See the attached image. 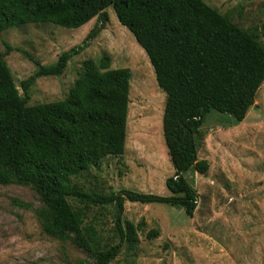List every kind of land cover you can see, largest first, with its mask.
<instances>
[{
    "label": "trees",
    "instance_id": "16d2710c",
    "mask_svg": "<svg viewBox=\"0 0 264 264\" xmlns=\"http://www.w3.org/2000/svg\"><path fill=\"white\" fill-rule=\"evenodd\" d=\"M109 7L148 55L167 95L163 128L175 168L166 181L170 196L127 188L102 194L74 182L106 157L125 152L129 68H111L109 55L85 59L65 98L30 103L38 78L62 76L70 59L105 28ZM94 18L97 22L83 45L64 51L53 64H43L22 50L36 66L20 83L23 93L5 59L15 48L7 44L6 52L0 50V185L33 188L44 204L37 215L45 232L63 242L74 241L94 256L96 264H110L125 243L139 241L137 226L122 222L127 200L178 205L194 215L198 194L185 175L192 169L202 174L209 169L208 160L198 158L201 128L213 110L243 121L256 107L264 83V44L206 0H0V33L27 23L77 29ZM108 205L116 208L120 241L105 246L95 225L84 223L92 206Z\"/></svg>",
    "mask_w": 264,
    "mask_h": 264
},
{
    "label": "rangeland",
    "instance_id": "374dc122",
    "mask_svg": "<svg viewBox=\"0 0 264 264\" xmlns=\"http://www.w3.org/2000/svg\"><path fill=\"white\" fill-rule=\"evenodd\" d=\"M264 44V0H206ZM109 22L78 55L62 76L39 77L31 104L65 98L82 71L85 59L111 57V68H129L130 104L126 149L106 157L98 166L74 178L87 191L108 194L123 188L170 196L166 181L174 176L164 136L166 92L133 33L108 8ZM97 19L77 29L54 23H27L0 33V50L15 81L36 70L23 49L43 64L55 63L61 53L83 45ZM18 48V49H17ZM20 92L23 93L20 88ZM256 107L243 121L211 111L198 137V158L208 160L205 174L190 170L185 178L198 194L193 216L178 205L126 201L122 222L135 224L138 242L125 243L110 264H264V83ZM69 201L79 206L77 199ZM44 204L30 186L0 185V264H96L94 256L72 240L45 232L37 215ZM96 227L105 246L119 243L116 208L92 206L84 225ZM157 231L156 236L150 237Z\"/></svg>",
    "mask_w": 264,
    "mask_h": 264
}]
</instances>
